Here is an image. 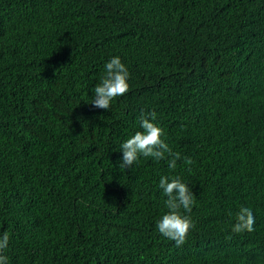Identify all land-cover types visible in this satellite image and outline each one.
<instances>
[{"label":"trees","instance_id":"obj_1","mask_svg":"<svg viewBox=\"0 0 264 264\" xmlns=\"http://www.w3.org/2000/svg\"><path fill=\"white\" fill-rule=\"evenodd\" d=\"M113 56L129 90L104 110ZM151 111L176 168H119ZM161 176L195 196L179 247ZM241 206L253 232L231 231ZM4 231L7 264H264V0H0Z\"/></svg>","mask_w":264,"mask_h":264},{"label":"clouds","instance_id":"obj_2","mask_svg":"<svg viewBox=\"0 0 264 264\" xmlns=\"http://www.w3.org/2000/svg\"><path fill=\"white\" fill-rule=\"evenodd\" d=\"M247 13L252 15L249 11ZM104 69L100 82L93 89L91 104L96 108L108 110L115 98L128 92L130 74L119 56H113L106 62ZM156 119L157 114L154 111L141 114L139 121L142 131H136L120 146L122 156L118 161L119 168L132 167L140 156L160 161L166 158V154L170 157L169 168H176V162L181 159V154L174 152L162 139L164 130L155 123ZM184 163L191 165V158L185 157ZM158 186L167 196L164 203L168 211L156 222V229L162 236L174 241L177 247L182 246L186 241L187 233L194 225L191 217L183 215L181 209L190 213L195 203V196L179 176H161ZM235 221L231 229L233 233H250L255 230V217L250 207L241 206L235 214ZM226 238L230 239V237ZM8 243L9 233L7 231L0 233V264H7L8 257L3 252Z\"/></svg>","mask_w":264,"mask_h":264}]
</instances>
